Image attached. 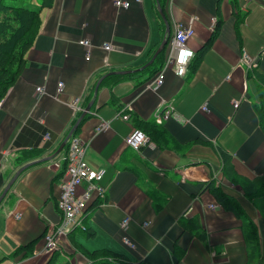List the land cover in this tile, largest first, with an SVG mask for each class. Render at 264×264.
<instances>
[{
  "label": "crops",
  "instance_id": "obj_1",
  "mask_svg": "<svg viewBox=\"0 0 264 264\" xmlns=\"http://www.w3.org/2000/svg\"><path fill=\"white\" fill-rule=\"evenodd\" d=\"M155 3L131 0L123 9L114 0H53L41 10L24 67L0 101V194L16 170L31 163L0 202V264H89L81 246L149 264H249L243 220L216 199L214 188L236 198L257 225L258 253L264 255V218L223 176L215 148L230 155L238 174H264V132L253 104L257 88L251 73L264 76V0H163L170 34L178 23L194 27L188 41L194 57L186 74L167 69L162 84L148 87L160 64L150 77L134 71L117 82L102 79L95 95L99 78L137 69L164 39L165 24ZM237 13L242 16L238 29ZM218 18L219 32L203 48ZM82 38L90 41V49L79 44ZM243 51L253 66L239 65ZM76 97L81 109L75 112ZM90 102L74 135L87 142V164L106 170L105 193L89 204L81 217L83 228L61 237L51 254L43 253V235L60 220L55 204L68 140L64 151L47 162L38 160L58 148ZM127 104L129 120H124L119 112ZM100 121L107 126L94 133ZM151 121L161 137L150 134ZM134 127L149 137L139 150L124 145ZM196 217L202 240L184 227ZM124 236L133 248L123 244Z\"/></svg>",
  "mask_w": 264,
  "mask_h": 264
},
{
  "label": "trees",
  "instance_id": "obj_2",
  "mask_svg": "<svg viewBox=\"0 0 264 264\" xmlns=\"http://www.w3.org/2000/svg\"><path fill=\"white\" fill-rule=\"evenodd\" d=\"M22 1L23 3L9 4L0 0V101L7 93L9 87L16 81L22 67H24L25 53L33 43V39L39 31L41 10L51 7L53 4V0H40L38 5L24 3L26 1ZM155 2L156 5L157 1L155 0ZM158 2L161 7H163V0H158ZM238 15L239 14L237 13V29L242 21V16L238 17ZM220 26L221 19L218 18L214 29L205 42L203 48L211 45L220 30ZM152 53H154L153 50L149 53L147 61L152 56ZM163 53L165 52H160L154 59V62L136 73H142V76L146 75L147 77L152 76L158 67L163 64L162 62H164L165 56ZM251 73L252 77L255 79V87L257 88V99L253 100V104L259 117L260 127L264 132V76H261L257 73V71ZM129 75L130 74H109L102 78V82H117ZM74 120L72 121V124L74 123ZM155 124L156 123L151 121L149 122V125H147V127L152 129L150 134L160 132ZM79 126L76 130L79 129ZM157 135L158 137L162 136L158 133ZM215 148L219 152L222 160L223 176L229 180L230 183L237 185L241 189L244 198L249 200L264 218V174L255 176V178H248L238 174L233 167L230 155L219 145H216ZM65 149L66 146L62 151ZM214 192L217 197L216 199H218V201L225 208L232 210V212H234L238 217H241L243 220V226L247 230L245 233V239L247 240V243H249V249L247 252L249 264H258V262L259 264H264V255L260 256L258 253L259 234L257 225L246 215L236 198L231 195H227L219 190V188H214ZM184 227L186 229L188 228L190 233L198 236L202 240L204 232L201 231L200 223L198 222L197 217L186 221L184 223ZM80 250L89 258V264H149L141 260L133 261L123 253L109 249L103 248L89 251L81 246ZM183 252L184 251L181 250L176 255L178 260L181 258Z\"/></svg>",
  "mask_w": 264,
  "mask_h": 264
},
{
  "label": "built area",
  "instance_id": "obj_3",
  "mask_svg": "<svg viewBox=\"0 0 264 264\" xmlns=\"http://www.w3.org/2000/svg\"><path fill=\"white\" fill-rule=\"evenodd\" d=\"M114 3L118 7L126 8L130 6L131 0H114ZM194 34V27L192 24L184 26L181 23L176 24L172 34H168L167 38V52L162 62L161 68L158 70L155 76H153L147 83L148 87H155L162 84L165 72L167 69H172L174 73L180 77L184 76L189 67L190 61L194 57V50L189 46L188 41ZM79 44L90 49L91 43L88 39L82 38ZM106 50H112L111 44H105ZM89 58V53L86 54V59ZM239 65L253 66L254 60L243 51L241 57L238 59ZM62 82L58 83V91L61 90ZM38 93H42L43 88L41 86L36 87ZM79 97H76L72 101L74 111H79ZM238 101H235L236 106ZM127 104L119 112V116L124 120H129V111L131 107ZM171 108V104H168ZM205 109V106H203ZM157 121H160L162 116L158 112L155 113ZM107 126V122L100 121L99 124L94 128V133H97ZM49 134L45 135L48 138ZM148 135L140 128L134 127L126 135L124 139V145L132 148L133 150H139L143 145L148 142ZM87 142L81 139L77 135H71L68 138V146L63 155L62 159L65 161V169L62 179L60 181V192L57 198V209L60 213V220L57 224L52 226L43 235L44 248L43 253H52L54 250L59 248V241L61 237L70 233L77 227H82L81 217L87 211L89 204L94 201L97 197H103L105 193V186L101 184L106 170L99 169L95 170L87 164L85 161V150ZM83 185V187H81ZM19 213L15 215L19 218ZM128 218H125L121 222V226H125ZM148 224L145 222V225ZM123 244L129 248L134 247V243L124 236L122 238Z\"/></svg>",
  "mask_w": 264,
  "mask_h": 264
},
{
  "label": "water",
  "instance_id": "obj_4",
  "mask_svg": "<svg viewBox=\"0 0 264 264\" xmlns=\"http://www.w3.org/2000/svg\"><path fill=\"white\" fill-rule=\"evenodd\" d=\"M157 1V7L158 11L160 13V15L162 16L163 20H164V24H165V37L164 39L161 41V43L159 44V46L157 48H155L156 50L154 51V53L152 54V56L149 58V60L143 64L142 66L138 67L137 69L134 70H130V69H126V70H116V71H111L105 75H103L101 78H99L95 84V88H94V94L96 95L98 87L102 81V78H104L106 75L109 74H129L131 72L134 71H138V70H142L145 67H147L148 65H150L152 62H154V59L156 58V56L160 53L163 52L166 45H167V37L168 34H170V28L169 25L167 23V21L164 18V14L162 12L161 9V5L159 4L158 0ZM91 106V102L85 107V109L81 112V114L78 116V118L75 120V123L73 124V126L71 127L70 131L67 133V135L65 136V138L62 140V142L60 143V145L58 146V148L50 155H46L45 157L39 159L38 161H48L50 159H52L53 157H55L56 155H58L62 149L64 148L65 144L67 143L68 138L75 134L77 127L79 126V124L81 123V121L83 120L84 116L86 115L87 112L90 111V107ZM31 163H27L24 164L23 166L19 167L16 172L14 173V175L12 176V178H10V180L7 182L5 188L3 189L2 193L0 194V202L1 200L4 198V196L6 195V192H8V190L10 189V187L12 186V184L14 183L15 179L20 175V173L30 165Z\"/></svg>",
  "mask_w": 264,
  "mask_h": 264
}]
</instances>
